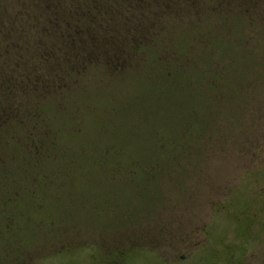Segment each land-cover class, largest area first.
<instances>
[{
	"label": "rangeland",
	"instance_id": "rangeland-1",
	"mask_svg": "<svg viewBox=\"0 0 264 264\" xmlns=\"http://www.w3.org/2000/svg\"><path fill=\"white\" fill-rule=\"evenodd\" d=\"M95 80L76 84L78 118L49 126L41 174L7 180L18 197L0 196V264H264V84L250 77L247 96L215 119L207 160L148 177L129 167H150L148 127L168 117L137 102L149 96L143 85ZM116 145L120 160H99Z\"/></svg>",
	"mask_w": 264,
	"mask_h": 264
},
{
	"label": "trees",
	"instance_id": "trees-1",
	"mask_svg": "<svg viewBox=\"0 0 264 264\" xmlns=\"http://www.w3.org/2000/svg\"><path fill=\"white\" fill-rule=\"evenodd\" d=\"M263 7L264 0H0L1 200L17 206L18 187L6 188L7 180L41 174L49 126L78 118L86 97L76 84L90 76L143 85L149 96L137 102L168 117L148 127L150 167L129 168L174 172L207 160L202 140H215V119L247 96L250 77L264 84ZM122 146L97 157L120 160ZM258 176L264 196V165Z\"/></svg>",
	"mask_w": 264,
	"mask_h": 264
}]
</instances>
